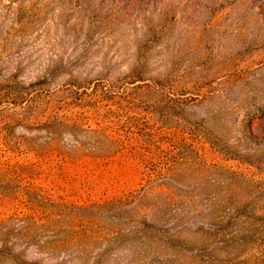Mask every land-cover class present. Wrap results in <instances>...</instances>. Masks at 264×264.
Returning <instances> with one entry per match:
<instances>
[{"label": "rangeland", "instance_id": "374dc122", "mask_svg": "<svg viewBox=\"0 0 264 264\" xmlns=\"http://www.w3.org/2000/svg\"><path fill=\"white\" fill-rule=\"evenodd\" d=\"M107 1L0 0V264H196L186 250L130 241L140 221L95 212L89 190H75L84 199L57 201L63 189L51 181L54 157L26 165L52 146L81 159L123 153L106 140L109 123L132 113L154 129L155 152L172 155L167 177L157 179V202L173 200L182 214L198 204L210 218L254 221L235 231L237 241L251 232L252 242L218 258L262 264L264 0H123L114 10ZM118 77L123 82L112 84ZM96 81L104 83L93 91ZM67 85L87 89L75 107ZM53 115L64 133L51 140L41 127ZM113 158H104L98 182L112 193L135 188L142 162ZM157 161L162 174L169 163ZM100 184L90 191L102 196ZM28 187L38 197L27 198ZM49 193L54 201H46ZM15 196L27 215H12L7 200Z\"/></svg>", "mask_w": 264, "mask_h": 264}, {"label": "trees", "instance_id": "16d2710c", "mask_svg": "<svg viewBox=\"0 0 264 264\" xmlns=\"http://www.w3.org/2000/svg\"><path fill=\"white\" fill-rule=\"evenodd\" d=\"M131 1L133 4L141 2V0ZM143 1H145L147 4L151 0ZM107 2L110 9L114 10L118 5L123 3V0H108ZM120 82L122 83L123 80L122 78L118 77L115 82H112V84H117ZM103 83V81L93 82L91 84L93 85L91 89L94 91L95 85L103 86ZM71 86L72 85H67L65 87L66 92L69 93L67 96L69 99L66 101H69L67 102L69 106L75 107L73 105L75 104L76 100L80 99L79 96L81 94L85 96L88 93L86 91L87 89L83 87L78 88L76 85H73L72 87ZM111 114L117 115V112H111ZM140 118L143 119L140 117V115H135V113H132L123 119L116 117L110 120L113 121L109 124L113 125L112 132L114 135L111 134V138L107 137L106 140L110 146H116L123 150V153H106L102 155V157L94 156L91 158L81 159L77 157L73 151L71 153H66L52 146L50 147V150H47L48 155L39 154V152L36 154L38 157L35 156L38 161L32 159V161H28L26 165L29 168L35 169L43 164L45 158L49 159V156L54 157L57 162L53 164L55 168L50 169V171H52L51 181L53 185L57 187V189H63L62 193L58 194L59 198L56 197V200H60L62 203L67 199L68 201L71 200L70 198L84 199V196L77 195L75 190H78L84 194H86V191L89 190L87 193V198H89L91 195L94 206L93 209H96L95 212H113L115 215L122 217L124 222L128 224H133V222L136 220L140 221L138 222L139 230L135 235H132L131 238L134 239L129 238L130 241L134 240L135 242H143L147 240H153L154 242L157 240L161 242L164 247L168 246L176 251L186 250L190 258L196 264H247L241 257L237 260V262L234 260L235 262L231 261L230 263H227L226 261L219 260L218 254L219 252L223 253L225 250L226 252L232 250L239 244H250V242L253 240L251 237L253 236L251 232H247V236L243 241H237L235 231L237 227H239V223H241V226L245 230L248 229L252 224L255 226L254 221L250 219L247 221H241L237 216L230 217L226 220L224 218H210L211 216L208 215L206 211L201 208V205L198 204L192 206V210H186V213L182 214L180 212L182 207H179V205L173 203V200L167 199L166 204L163 202H157V179H159L161 175L165 177L167 170L170 172V159L172 158V155L165 150L161 151L162 155H159L157 152H155L154 144L156 138L154 129L152 126H150L148 120L144 119V121L140 120ZM55 119V115H53L50 119L43 122L44 126L41 127L49 134L51 140L53 138L52 136L56 132L62 134L64 133L62 127L59 125H52L54 124V121L52 122L51 120ZM99 121L100 120H98L96 123L99 129L107 128V122ZM67 122L72 123L70 119H68ZM60 125H62V122ZM247 133L251 138H254V134L251 131ZM166 140L169 139L167 138ZM182 142L183 140L180 138L177 139V148L178 151H181L183 155L186 156L189 150H186V146H184ZM124 154L129 158L138 159L142 162L144 165L143 176L140 180L141 182H139L135 188L119 193H112V191L108 190L106 186L98 182L96 173L100 172L101 170L105 171L103 168L106 162L104 158L109 160L114 159L113 157L122 156ZM160 159V164L165 163L167 165L169 163L162 170V174L159 173L155 168L156 163H159L157 160ZM3 163L6 162L4 161ZM67 164L70 165V167H73V170L69 171V173L68 169L67 171L65 170V172L63 170ZM181 165L182 164H180L177 169L180 171V173H183L186 167ZM56 166L58 168H56ZM234 175L241 179L244 176L238 173ZM234 175L232 177H235ZM64 176H67V178H64ZM62 180H64V182ZM98 183L101 186H99V188L97 187V189L104 193L102 196H100V194L96 195V192H94L95 189L90 191V188H96ZM68 184L71 186H68ZM72 186H75V188H69ZM65 187H67L66 190H64ZM10 191L11 194H13L14 190ZM26 194L27 198L31 200L34 197H38L37 191L30 187L27 188ZM51 194L52 193L47 194L46 201H54ZM32 202L33 201L30 203ZM20 203V198L16 196L15 198L10 197L7 200V205L13 210L12 215L15 217L27 215L23 210L22 212L19 209L17 210ZM199 207V212L204 213L205 216L195 213ZM168 212L171 214L168 215ZM140 214L143 217L140 216ZM158 219H162V221L159 224H156L155 221ZM182 232L186 234L188 233V238L186 240L184 237H182ZM260 262L264 264V256H262V261Z\"/></svg>", "mask_w": 264, "mask_h": 264}]
</instances>
